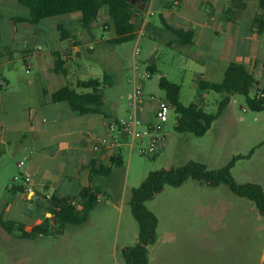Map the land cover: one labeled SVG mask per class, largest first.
I'll list each match as a JSON object with an SVG mask.
<instances>
[{
  "label": "rangeland",
  "instance_id": "1",
  "mask_svg": "<svg viewBox=\"0 0 264 264\" xmlns=\"http://www.w3.org/2000/svg\"><path fill=\"white\" fill-rule=\"evenodd\" d=\"M172 1L154 0L151 8L154 15L149 16L148 21L163 30L161 17H167L168 13L159 5ZM186 1L204 11L210 10L207 4L209 0ZM245 1L247 15L240 26L242 35L251 29L258 30V25L251 21L258 15V0ZM212 3L210 0L220 16L223 0ZM28 15L29 10L19 5L17 0H0V23L4 36H7L9 28L5 19L25 18ZM66 18V15L53 17L34 27L46 31L52 40L54 30L50 23H66ZM102 27L103 31L95 28L94 33L92 29L83 28L85 42L78 44L82 57L78 58L75 53L70 64L80 80H103L105 75L109 76L113 81L109 99L120 106L121 116H127L128 96L133 89L132 53L137 38L114 45L113 57L107 59L104 57L108 56L105 52L89 51V48L97 47L103 37L114 35L109 23H103ZM92 33L93 39L87 41ZM166 36L165 31L144 29L140 55L137 57L140 66L137 76L143 78L146 62L141 60H147L153 52L160 73H166L169 80L181 86L182 104L188 106L198 103L200 92L194 78V72L200 69L198 63L192 64L175 50L165 45L162 47ZM261 37L264 39V34ZM160 46L166 50L164 53L153 51ZM19 66H22L21 61ZM160 73L152 74L150 79H143L145 95L139 112L151 123H156L154 112L160 101L165 99V92L159 87ZM73 80L75 78L70 76L66 83L70 84ZM259 93L256 92L257 95ZM152 96H155V100H151ZM221 99L222 95L210 92L202 107L207 113L216 114ZM176 121L177 114L172 110L162 129L164 143L155 156L140 155L139 146L132 153L129 149L123 150V164L114 166L113 177L107 179L103 176L97 181L103 190L100 205L106 206L103 211L93 213V225L100 231L101 238L99 232H94L89 225H64V235L56 233V229L60 228L58 225L51 230L50 236L32 240L16 239L18 233L10 237L2 227L1 220L7 222L14 218L11 215L1 216V204L8 202L11 195L0 184V264H126L124 247L133 246L139 230L131 212L132 190L138 188L150 172L166 167L179 169L193 161L205 164L210 170H218L233 157H241L232 169L235 181L238 184L255 183L264 190V111H253L244 96L234 95L231 105L203 137L178 133L175 130ZM220 131L224 132L225 139L221 147L216 143ZM148 143V139H144L141 146L146 148ZM21 159L23 156H16L17 161ZM13 169L14 166L4 174L6 183L12 179ZM103 180L107 184L103 185ZM63 187L69 194L77 195L75 183ZM121 205L123 214L119 211ZM145 205L159 221L155 244L150 247V264H264V217L254 202L238 196L226 184L211 187L203 181L189 179L181 187L166 186ZM35 208L36 204L28 205L26 218L14 217L31 223L37 217Z\"/></svg>",
  "mask_w": 264,
  "mask_h": 264
},
{
  "label": "crops",
  "instance_id": "2",
  "mask_svg": "<svg viewBox=\"0 0 264 264\" xmlns=\"http://www.w3.org/2000/svg\"><path fill=\"white\" fill-rule=\"evenodd\" d=\"M213 1L215 0H211V3ZM153 4L154 0H151L147 9L135 18L137 29L134 39L144 29L152 28L157 32H167V36L164 37L166 39L163 40L164 44L161 46L165 45L175 50L192 64L198 63L200 69L194 72L197 85L201 81L221 83L228 65L236 63L244 65L257 80V90L264 88V39L261 37L264 32L258 34L257 30L251 29L247 34L242 35L240 26L244 22V16L247 15L245 0L237 5L232 0L225 3L223 0L220 16L217 15L216 6H212L213 3L210 4V0L207 1L210 6L208 11L199 9L186 0L161 2L159 6L168 13L167 17H161L163 30L148 21V17L154 15L151 11ZM262 13L259 8L258 15ZM66 16V23L61 21L50 23L54 30L52 40L49 39L46 31L36 29L35 25L26 22L23 18L4 20L9 25L6 37L0 23V52L3 54L0 64V184L11 195L8 202L1 204V216H13L14 219L7 222L22 223L27 232H31L32 228L41 224L45 218H49L51 230L59 225L60 228L56 229V233L64 235V225L69 224H62L57 214H51V203L45 196L51 194L58 199L78 200L84 188H91L97 192L98 205L90 213L88 221L82 225H89L94 232H99L101 238L100 231L93 225V213L103 211L106 207L100 205L103 190L97 183L103 176L93 174L92 170L110 167L111 172L104 177L111 179L114 175L112 159L120 153L123 164V151L110 156L104 152L94 151L93 144L97 139L108 138L107 123L111 119L121 117L120 106L109 99L113 81L107 75L105 77H108V81L102 86L104 103L100 113L80 114L73 111L67 102L52 101V94L65 86H69L78 93L91 92L88 89L78 88L79 83L90 80H80V76L70 64L74 60L75 53L77 57L79 54L78 58L83 54L78 46L80 42H85L83 37L85 31L80 24L81 14ZM251 21L255 23V18ZM103 23L111 25L114 35L103 37L99 45L93 49L89 48V51L105 52L108 56L104 57L110 59L115 51L110 41L116 37V33L108 7L100 11L98 20L92 26V32L94 33L95 28L103 31ZM169 27L193 32V43L186 46L180 45L179 38L169 30ZM93 33L87 41L93 39ZM64 34L67 38H63ZM161 46L155 47L153 51L164 53L166 50ZM139 55L140 52L135 55L133 49V61H131L133 74L135 66L137 71L140 68L137 62ZM15 56L19 58L16 59ZM20 61L22 66H19ZM141 62H146V72L143 77L148 74L150 79L152 74L160 73L155 53L151 52L147 60H141ZM70 76L75 80L67 84ZM159 76L161 79V77L167 78L168 75L161 72ZM256 92L255 89L251 96H256ZM209 95L210 92H200L197 104L201 107L205 106ZM151 100L155 99L151 98ZM140 116L144 125L151 123L150 120L143 118L142 112ZM224 141V132L220 131L216 143L221 147ZM16 156H23V159L17 161ZM21 162H24L23 166H20ZM13 166V177L6 183L4 174ZM166 169L170 168L166 167ZM19 174L31 175L32 182L28 185L14 183V177ZM73 183L77 185V193H75L77 195L69 194L63 187ZM104 184L107 183L103 180ZM108 187L110 188L109 185ZM35 204L37 217L33 222L16 219V217L26 218L28 205ZM119 211L123 214L122 205ZM49 215L51 217H48ZM15 238L20 237L18 235ZM137 242L138 234L135 235L133 246ZM151 246H149V254Z\"/></svg>",
  "mask_w": 264,
  "mask_h": 264
},
{
  "label": "trees",
  "instance_id": "3",
  "mask_svg": "<svg viewBox=\"0 0 264 264\" xmlns=\"http://www.w3.org/2000/svg\"><path fill=\"white\" fill-rule=\"evenodd\" d=\"M151 0H17L18 4L29 10V15L23 18L26 22L37 25L42 20L70 15L81 14L80 24L82 28L91 30L93 24L98 20L100 11L109 8V14L113 20L116 37L110 44L119 45L129 42L135 38V18L142 14ZM180 1V0H179ZM235 5L243 0H232ZM259 8L264 11V0H258ZM255 24L258 25V34L264 32V14L255 17ZM178 38L179 44L186 46L193 43V32L181 29L170 28ZM63 38H67L64 34ZM3 54L0 52V64ZM108 81L106 76L103 81L90 80L81 82L80 89L91 90L89 93H78L76 90L65 86L52 94V101L67 102L71 109L80 114L100 113L104 103L103 84ZM257 80L246 70L244 65L231 63L226 68L224 79L221 83L205 82L198 83L200 92H215L222 95L219 108L216 114L207 113L199 104L192 103L188 106L180 100L181 86L161 77L159 87L165 92V99L177 114L175 130L178 133H190L198 137L205 136L211 129L213 123L231 102V97L241 95L246 98L247 105L256 112L264 111V98L252 97V92L257 90ZM241 157H233L224 167L218 170H210L205 164L189 162L179 169H162L152 171L138 187L132 190L131 212L138 223V242L123 250L126 264H149V246L156 241V230L158 219L156 215L148 210L146 202L152 200L156 194L163 191L166 186L181 187L187 180L194 179L203 181L211 187H218L226 184L238 196L244 197L255 203L260 214L264 217V190L255 183L238 184L233 175L232 169ZM114 166L122 165L121 154L112 159ZM93 174L106 176L111 172L110 167H102L99 170H92ZM69 199L54 198L55 204H60L62 209L57 216L62 224L82 225L88 221L90 213L98 205V196L91 188H84L77 200V206L67 204ZM2 227L11 235L16 233L22 239H37L41 236L52 234L50 219L32 228L31 232L24 229L19 222L1 221Z\"/></svg>",
  "mask_w": 264,
  "mask_h": 264
},
{
  "label": "built area",
  "instance_id": "4",
  "mask_svg": "<svg viewBox=\"0 0 264 264\" xmlns=\"http://www.w3.org/2000/svg\"><path fill=\"white\" fill-rule=\"evenodd\" d=\"M136 45L134 47V54L140 52L141 37L143 30L138 33ZM143 78L149 79L146 74ZM143 78L137 76V67H134V74L132 79L133 89L129 94L128 115L111 119L107 123V139H97L93 144V150L97 152H104L113 156L115 153L129 149L130 153L134 151L136 146H139L140 155L155 156L160 147L163 145L165 135L162 133L164 124L169 120V115L173 110L166 99L160 101L157 111L155 112L156 123L144 125L139 109L144 98V83ZM257 98H264V92H260ZM155 99V96H152ZM144 139H148V146L142 147L141 143ZM24 162L20 163L23 166ZM14 183L28 185L32 182V177L29 174H19L14 177ZM46 200L51 203V214H58L62 207L60 204L54 203V196L47 194ZM67 204L70 206H77V200L69 199Z\"/></svg>",
  "mask_w": 264,
  "mask_h": 264
},
{
  "label": "water",
  "instance_id": "5",
  "mask_svg": "<svg viewBox=\"0 0 264 264\" xmlns=\"http://www.w3.org/2000/svg\"><path fill=\"white\" fill-rule=\"evenodd\" d=\"M78 57H79V54H78Z\"/></svg>",
  "mask_w": 264,
  "mask_h": 264
}]
</instances>
